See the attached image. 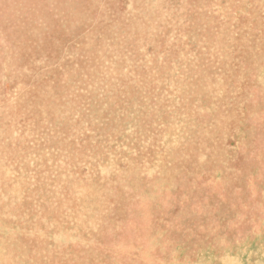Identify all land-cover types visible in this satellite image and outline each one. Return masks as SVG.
Segmentation results:
<instances>
[{"label": "rangeland", "instance_id": "obj_1", "mask_svg": "<svg viewBox=\"0 0 264 264\" xmlns=\"http://www.w3.org/2000/svg\"><path fill=\"white\" fill-rule=\"evenodd\" d=\"M0 264H264V0H0Z\"/></svg>", "mask_w": 264, "mask_h": 264}]
</instances>
